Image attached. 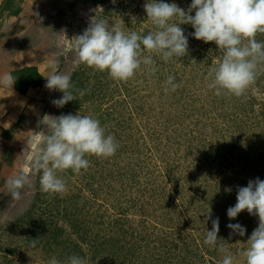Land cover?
Segmentation results:
<instances>
[{"label": "trees", "instance_id": "16d2710c", "mask_svg": "<svg viewBox=\"0 0 264 264\" xmlns=\"http://www.w3.org/2000/svg\"><path fill=\"white\" fill-rule=\"evenodd\" d=\"M86 1L99 3L109 0ZM165 2L175 3L185 11L191 4V0ZM174 19L179 22L180 18ZM181 27L185 33L194 32L191 25ZM190 36L189 40H193L194 37ZM256 39L264 41V34H258ZM199 42L201 45L197 49L188 50V54L182 58L164 62L160 56H153L157 71L151 72L150 102L147 96L139 94L138 104L131 106L128 102L125 112L121 108L122 113L116 117L112 107L107 109L108 120H111L108 123L113 124V120L114 125L108 127L107 122L104 123L106 133L114 135L113 127L117 132L122 131L115 153L118 161H113L115 155L105 158V162L103 158L88 156L89 167L83 171V174L96 176L103 169L104 183L100 193L97 186H91L94 191L88 189L90 193H85L82 185H68L67 191L56 195L57 201H61L59 205L49 209L55 202L42 201V191L37 190L34 203L18 222V226L23 225L20 227L24 237L19 241L21 249L17 255L26 258L27 254L36 251L43 260L54 257L60 263L77 255L84 258V264H221L223 254L203 243L207 229H212L211 220L205 223V213L210 207L212 218L218 217L220 221L218 239L225 240L223 243L233 258L237 250L244 253L246 242L258 227L259 219L244 211L240 219L230 220L227 209L237 202V192L232 184L226 187L217 178L222 175L221 179L231 180L234 176H243L247 169L251 172L259 165L264 168V151H259L255 159L248 161L247 139L264 133V100L258 101L252 95L255 88L264 95V68L242 97L222 94L212 99L217 106L222 105V99L231 100L241 111L238 116L248 118V123L244 124L234 120L231 113L224 116V120L235 122L238 137L234 131H229L232 125L222 124L220 131L225 133L218 138L198 141L197 131L200 130L203 136L210 133L208 127L214 121L212 118L202 119L200 107L192 104L196 99L186 97L185 93H191L189 90L193 85L206 87L203 91H213L209 87L213 77L209 74L223 57V51L214 42ZM169 75L175 76L180 84L175 92L165 91V81ZM12 78L20 92H25L29 87L42 86L45 79L35 68L13 71ZM97 88L102 86L97 85ZM125 91L128 94V90ZM181 97L186 98L182 101ZM190 99L193 101L185 103ZM177 107H182L185 118L181 119L176 114L169 116L170 111ZM228 134L230 138H226ZM217 164L220 167H216ZM91 170L95 173H90ZM142 172L144 174L141 176ZM229 172L231 174L224 177L223 174ZM245 178L248 184L251 177ZM226 188L234 192H227ZM130 192L134 195H130ZM97 201L136 202L126 207H113L114 215L105 218ZM151 201L163 202L153 205ZM151 205L154 211L163 209L168 213L166 216L155 213L151 218L146 211ZM134 207H139L140 212L136 223L125 216L126 209ZM87 208L89 211L86 213ZM84 213L92 218L94 224L85 226ZM229 223H240L246 228V234L239 238L242 242L236 243L238 235L230 234ZM100 227H107L106 232L95 231ZM150 228L159 229V234L151 237V232L145 231ZM151 240L161 247L156 253L151 252Z\"/></svg>", "mask_w": 264, "mask_h": 264}, {"label": "clouds", "instance_id": "9594fccd", "mask_svg": "<svg viewBox=\"0 0 264 264\" xmlns=\"http://www.w3.org/2000/svg\"><path fill=\"white\" fill-rule=\"evenodd\" d=\"M144 10L156 28L146 35L135 31L125 33L119 25L97 19L96 12L83 34L75 37L79 62L96 71L107 72L118 82L134 78L142 65L155 73L154 55L168 62L188 54L189 39L181 27L187 24L194 29L191 35L195 39L204 43L214 42L223 51L221 61L209 74L213 77L209 87L217 96L242 97L264 68V41L256 39L258 34H264V0H191L187 11L165 0H146ZM176 17L180 18L179 22L174 19ZM44 78L47 89L63 93L61 98L52 101L56 107L63 108L76 100L71 76L60 73L58 63L52 64L51 71ZM179 87L175 76L169 75L165 91L175 92ZM45 117L40 123L48 134L33 162V168L40 174L42 192H65L66 182L59 173L69 169L79 173L89 167L86 157L110 158L119 148L115 136L107 134L99 120L91 116L78 113L52 119ZM30 183V177L21 172L9 177L5 185L12 198L19 200L21 190ZM225 191L231 192L232 189L226 188ZM236 201L227 209L230 220L244 211L259 219L258 227L246 242L245 264H264V180L256 178L247 186L238 187ZM205 214V223L211 220L212 229H207L204 245L223 254L221 264H233V256L223 243L225 240L218 239L219 218H212L211 207ZM227 227L230 234L241 237L246 234V228L240 223H229ZM49 264H59V261L53 257ZM67 264H84V258L72 255Z\"/></svg>", "mask_w": 264, "mask_h": 264}, {"label": "rangeland", "instance_id": "374dc122", "mask_svg": "<svg viewBox=\"0 0 264 264\" xmlns=\"http://www.w3.org/2000/svg\"><path fill=\"white\" fill-rule=\"evenodd\" d=\"M60 1L65 7H67L65 13L69 15V42L67 45L62 47L65 48L63 50L62 48H59V46H57L58 44L55 40L54 48L56 49L58 59L55 61H53L52 59H43V61L50 62H43L47 66L43 67L42 69L43 72L45 71V77H47V75L51 71L52 64L58 63V71L60 73L69 74L71 76L72 82L75 85L74 95L76 96V100L69 102L63 108H58L52 103V101L61 98L63 93L58 90L53 91L46 88L43 94V104H37L38 106H34L32 108L33 111L30 112V114L32 115L31 117L27 119L22 118V120L17 122L16 125L8 129H4L2 125H0V264H49V261L51 260L47 259L48 262L47 260H43L42 255L36 251H32L27 254L26 258L17 255L18 251L21 249V246L18 245L20 244L19 241H21V239L24 237L23 230L20 227L23 225L20 224V226H18V222L23 217H25L29 208L34 203L35 197L37 196V190L41 189L39 183L40 174L33 168V162L36 153L43 147L44 138L48 134L45 131V126L40 123L43 118L46 115L50 117H45V119H52V117H59L61 115L67 114L76 115L79 113L82 116L87 115L99 120L101 126H104V123L107 122L106 124L108 125V127H112L114 125V121L112 120L113 124L108 123L111 122V120H108L107 117V109L109 107L113 108L112 113L113 111H115L114 116L116 117L118 113H122V109L123 113L125 112V107L126 105H128V102L131 106H135L136 104H138L139 94L147 96V101L151 99V72L148 70L147 66L142 65L141 70L137 72L134 78L130 79L127 82L115 81L108 75L107 72L96 71L93 68H90L85 64L79 62L77 53V41L75 38L83 34L84 30L89 26L91 18L96 15V12L97 19L108 20L110 25H119L121 30H123L125 33L135 31L138 34L146 35L151 31L154 32L156 28L151 23V21L147 19L146 12L144 10V4L146 0H109L99 3H94L86 0ZM133 17H135V20H133ZM59 29L60 27L55 30V37L58 36L57 30ZM185 35L188 36V39L191 37V34L189 33H185ZM194 39L189 40L188 50L191 49V51H193L201 45L199 40ZM50 56L52 55L49 53L47 57ZM97 85L102 86V88H97ZM193 87L189 90L191 91V93L186 92L185 94L187 95L186 97H190L191 99L194 97L196 100L193 101L190 99V101H186L185 103L193 101L192 104L195 105V107H200V116L202 117V119L211 120L212 118L214 121L208 127L210 128V133L207 132L203 136L202 133L199 132L200 130L197 131L196 136L198 138V141L201 140L202 142L203 139L211 140L213 138H218L221 133H225L220 131L222 124H226V126L232 125V127L229 128V131H234L235 136L238 137L239 132H237L238 127L236 126L235 122L230 123V121H227L226 119L224 120V116L231 113L234 120L241 121L244 124L245 122L248 123V118L243 119L238 116L241 111H239V109L234 106V102L231 103V100L222 99V105L217 106L214 103V100H212L216 95L215 90L207 92V90L203 91V89H205L206 87L199 86L197 88V86L195 85H193ZM125 89L128 90V94L126 93ZM252 95H254L258 101L264 100V95L260 92V90L256 88L253 89ZM116 97L118 98V100H115ZM186 97H183V99L181 97L182 101L185 100ZM202 105H204L203 109ZM224 111H226L227 114ZM209 112L212 113L209 114ZM108 113L110 114L109 111ZM175 114L179 115L181 119L185 118V113L182 107H177L170 111L169 116L173 117ZM113 130L115 132L114 136L118 141V139L122 137V131L119 130V132H117L114 127ZM248 134L251 135L250 131L248 132ZM230 137L231 135L228 134L226 138ZM247 139L249 146V148L247 146V148L249 149L248 161H250L251 159H255V157H257L256 155L259 153V151H264V143H262L264 142V133L247 137ZM117 157L118 156L115 155L113 161H118ZM189 159L191 158L189 157ZM103 161L105 162V158H103ZM147 164H149V161L147 162ZM216 167L220 166L217 164ZM83 171L84 170L82 169L79 173H74L69 169L65 172L59 173L61 178L66 182V189L68 185H82V188L85 189V193H90L88 189L94 191V189H91V186H97L99 187L97 189L100 193L102 189L100 187L103 186L104 183L103 169L99 170L98 173H96V176L83 174ZM21 172L26 173L30 177L31 183L30 185H26L21 190V199L15 200L9 193L5 182L9 177L18 175ZM90 173L95 172L94 170H91ZM263 173L264 168L259 165L258 169L251 170V172L247 169V172L242 173L243 176H240L238 178L234 176V178H232L231 180L227 178L221 179V175L217 179L220 182H224L223 185H225L226 187L228 186V184H232L234 186L233 188H235V191L237 192L238 187L247 186V184L245 183V180L247 178L244 179L245 176L251 177V180L254 177L255 179L260 178L261 180H264ZM143 174L144 172L141 173V176ZM230 174L231 173L229 172L223 175L224 177H228V175ZM99 176H102V178H99ZM94 178L95 181H93ZM240 182L241 184H239ZM73 189L75 190V188ZM232 191L234 192V190ZM129 194L134 195L133 192H130ZM56 195L57 194L42 192V201L55 202L52 206L49 207V209L55 205H59V202H61L57 201ZM135 202L136 201H97V205H99V209L104 212V216L106 218L107 216L109 217V215H114V212L112 210L113 207H118L120 205L121 207H126L129 204H135ZM152 202L153 205H155L156 203H162L163 201H151V203ZM153 205L146 209L147 214L151 218H153V216L151 215H154L155 213H158V215L166 216V214L168 213L167 210L160 209L159 211H154ZM106 209H108V211ZM88 211L89 210L87 208L86 213ZM86 213L82 214V217L85 221V226L87 227L88 223H94L92 222V218L88 217ZM244 214L245 213H241L237 217V219H240ZM125 216H127V218L131 220V222L136 223L140 218L139 207L126 209ZM172 216L176 215L172 214ZM106 230L107 227H100L95 231H101V233H105ZM145 231H147L148 233L151 232V237L157 236V234H159V229L157 228H150ZM239 238L240 236L238 235L236 243L242 242V240ZM160 249L161 247L159 246V243H155L151 240V252L156 253ZM235 252L237 255H235V257L233 258V264H244V260L246 258L243 253L238 252V250ZM229 253L231 254V252ZM59 264H67V261L61 263L59 262Z\"/></svg>", "mask_w": 264, "mask_h": 264}, {"label": "crops", "instance_id": "0c3cea01", "mask_svg": "<svg viewBox=\"0 0 264 264\" xmlns=\"http://www.w3.org/2000/svg\"><path fill=\"white\" fill-rule=\"evenodd\" d=\"M66 8L60 0H0V125L8 129L32 115L34 106L43 104L46 78L42 86L16 89L12 72L35 68L45 77L43 59H58L54 33L59 26L53 21L63 19ZM34 35H29L32 31ZM49 30V44L43 42ZM29 36L33 40H28ZM49 53L52 55L47 57ZM8 77H11L9 79ZM37 117V114H36Z\"/></svg>", "mask_w": 264, "mask_h": 264}, {"label": "water", "instance_id": "95a60500", "mask_svg": "<svg viewBox=\"0 0 264 264\" xmlns=\"http://www.w3.org/2000/svg\"><path fill=\"white\" fill-rule=\"evenodd\" d=\"M68 17H69V15L66 14V15H64L63 19L59 20L56 18L53 21V25H57L60 27V29L57 30L58 36L54 37V40L57 41V44H58L57 46H59V48L64 47L69 42V26H68L69 18ZM49 32H50L49 30H46V36H45V38H43V42H46L47 44H49V40L51 38V34ZM35 34H36V32L34 30L31 33H29V35H31V36L34 35V39L36 37ZM34 39H31L30 36L28 38L29 41L30 40L34 41ZM62 49L64 50L65 48H62Z\"/></svg>", "mask_w": 264, "mask_h": 264}]
</instances>
